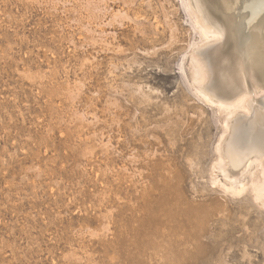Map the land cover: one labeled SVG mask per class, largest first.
I'll use <instances>...</instances> for the list:
<instances>
[{
    "label": "rangeland",
    "instance_id": "374dc122",
    "mask_svg": "<svg viewBox=\"0 0 264 264\" xmlns=\"http://www.w3.org/2000/svg\"><path fill=\"white\" fill-rule=\"evenodd\" d=\"M181 2L0 0V264H194L216 242L217 264H264L251 188L213 185Z\"/></svg>",
    "mask_w": 264,
    "mask_h": 264
},
{
    "label": "bare ground",
    "instance_id": "6f19581e",
    "mask_svg": "<svg viewBox=\"0 0 264 264\" xmlns=\"http://www.w3.org/2000/svg\"><path fill=\"white\" fill-rule=\"evenodd\" d=\"M185 1L182 0L181 3L186 6H181L184 5L185 10L189 8L185 12H189L188 17L192 16L189 18L191 21L194 17L193 23L197 26L195 30H199L200 34H197L200 36L199 41L194 24L188 23L186 16V23L195 31L193 34L196 38L192 34L193 38L198 40L196 45L194 39V43L190 42L194 46L191 51L184 49L186 55L191 54L192 63H189L192 65V74L191 84L188 86L192 88L191 94L211 110L216 108L212 111L220 113L221 133L215 146L218 159L213 164V170H219L225 183L216 176L213 185L222 186L225 194L235 200L244 199L251 191V202L258 205L253 212L258 215L257 220L251 221L259 232L254 243L260 245L257 247L259 257H264V246L261 247L262 241L264 242V0ZM222 39H225L226 45L231 42L230 55L222 50L226 47L223 46ZM142 53L146 55L148 52ZM189 55L184 56L187 61ZM183 63L182 60V65L179 66L181 71H184ZM181 74L184 76L187 72ZM257 169H261L262 179L254 177ZM249 174L253 179L247 183ZM245 210L250 211L249 208ZM236 229L238 227L234 226L227 236H234ZM220 245V242H216L208 250L195 247L184 253L189 255L194 264H217L223 262V258L218 256L221 252ZM183 255L178 258L181 263ZM250 262V258L243 260V264Z\"/></svg>",
    "mask_w": 264,
    "mask_h": 264
}]
</instances>
